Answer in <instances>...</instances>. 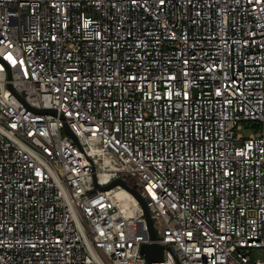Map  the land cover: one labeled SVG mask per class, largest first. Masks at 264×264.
Returning <instances> with one entry per match:
<instances>
[{"label":"built area","instance_id":"built-area-1","mask_svg":"<svg viewBox=\"0 0 264 264\" xmlns=\"http://www.w3.org/2000/svg\"><path fill=\"white\" fill-rule=\"evenodd\" d=\"M146 243L264 264V0H0V264Z\"/></svg>","mask_w":264,"mask_h":264},{"label":"water","instance_id":"water-1","mask_svg":"<svg viewBox=\"0 0 264 264\" xmlns=\"http://www.w3.org/2000/svg\"><path fill=\"white\" fill-rule=\"evenodd\" d=\"M114 183H116V181H113V182L109 183L108 185H106L104 187L105 188L106 187H110ZM144 210H145V213H146L147 218H148V224L151 226V220L149 218V213L147 211V208L145 207ZM150 229H151V235H152V237H155V234H154V231L152 229V226L150 227ZM162 249H163V246L162 245H159V244H156V243H146V244H143L142 247H141V252L144 255V257L146 258V260H147V263L146 264H149V262L151 260L161 259L162 258Z\"/></svg>","mask_w":264,"mask_h":264},{"label":"rangeland","instance_id":"rangeland-1","mask_svg":"<svg viewBox=\"0 0 264 264\" xmlns=\"http://www.w3.org/2000/svg\"><path fill=\"white\" fill-rule=\"evenodd\" d=\"M257 254H258V251H255V252L253 253L254 256H256Z\"/></svg>","mask_w":264,"mask_h":264}]
</instances>
